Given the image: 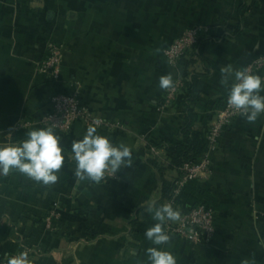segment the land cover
Returning a JSON list of instances; mask_svg holds the SVG:
<instances>
[{
  "label": "crops",
  "instance_id": "0c3cea01",
  "mask_svg": "<svg viewBox=\"0 0 264 264\" xmlns=\"http://www.w3.org/2000/svg\"><path fill=\"white\" fill-rule=\"evenodd\" d=\"M193 27L201 30L193 62L168 63L164 49ZM49 44L63 48L57 81L38 69ZM261 53L264 0H0V145L46 128L50 98L75 92L109 124L97 133L133 154L115 177L80 180L72 145L88 127L53 130L64 156L54 184L16 171L0 176V264L23 248L32 264H148L149 247L177 264H264V114L233 120L211 152L209 175L177 198L213 210L210 241L177 237L172 221L163 226L167 244L144 235L156 223L148 209L166 204L163 181L178 175L165 146L185 142L186 107L192 130L204 134L228 93L220 69H242ZM169 74L173 83L187 74L193 98L184 88L166 101L158 82Z\"/></svg>",
  "mask_w": 264,
  "mask_h": 264
},
{
  "label": "clouds",
  "instance_id": "9594fccd",
  "mask_svg": "<svg viewBox=\"0 0 264 264\" xmlns=\"http://www.w3.org/2000/svg\"><path fill=\"white\" fill-rule=\"evenodd\" d=\"M221 84L228 87L227 103L249 123L264 114V78L246 69H233L231 66L220 69ZM159 87L169 89L173 86L172 76L159 78ZM75 161V175L80 180L100 183L105 174L115 177L122 167H131L133 154L129 147L121 143L115 145L97 133L95 127H88L82 139L72 145ZM64 162L60 138L51 127L37 128L26 132L19 143L0 145V176L16 171L43 185L54 184L57 172ZM149 213L156 223L145 230V237L153 245L161 246L170 240L164 230L168 221L180 219V213L170 204L150 207ZM148 264H177L176 257L162 247L146 249ZM7 264H32L26 252L8 257Z\"/></svg>",
  "mask_w": 264,
  "mask_h": 264
},
{
  "label": "built area",
  "instance_id": "2783aa9c",
  "mask_svg": "<svg viewBox=\"0 0 264 264\" xmlns=\"http://www.w3.org/2000/svg\"><path fill=\"white\" fill-rule=\"evenodd\" d=\"M201 36L200 28L193 27L178 34L164 49L163 55L170 64L179 66L181 61H187L194 57L195 46ZM63 58V48L55 44H49L47 53L38 65L39 72L49 79L57 81ZM250 73L260 75L264 69V53L257 55L250 63L244 66ZM261 78H264L260 76ZM187 74L178 77L173 86L165 91L166 101L175 99L186 88ZM227 95L222 104L215 110L205 135V146L194 162H186L178 167V175L173 179L172 196L166 199V204L179 211L180 219L172 221L170 230L177 237L188 242L208 243L214 231L213 210L204 202H197L188 207L180 205L176 199L191 181L205 177L211 172V152L218 148L220 138L227 127L240 117L227 103ZM51 110L45 115L43 121L45 127L53 130L66 132L76 122L80 121L87 127L108 125L102 119L94 117L87 107L81 105L77 94L59 92L50 98ZM155 152V150H153ZM105 177H111L109 173ZM50 217V216H49ZM49 217L47 219H49ZM30 259V250L23 248ZM7 264V260L4 261Z\"/></svg>",
  "mask_w": 264,
  "mask_h": 264
},
{
  "label": "trees",
  "instance_id": "16d2710c",
  "mask_svg": "<svg viewBox=\"0 0 264 264\" xmlns=\"http://www.w3.org/2000/svg\"><path fill=\"white\" fill-rule=\"evenodd\" d=\"M193 60L194 59L191 58L187 61H181V63L186 66H190V63H192ZM185 90L187 91L189 96L187 99L193 98L195 93L193 90V86L190 82L189 84H187ZM186 111L187 118L182 126V133L186 137L185 142L165 146L167 155L169 156L173 164L172 166L177 168L183 163L194 162L195 160H197L199 154L202 152L205 146L206 132L203 134L192 130V113L190 109H188V107H186ZM163 184V197L165 199H169L172 196L173 182L163 181ZM176 201L179 202L178 199Z\"/></svg>",
  "mask_w": 264,
  "mask_h": 264
}]
</instances>
